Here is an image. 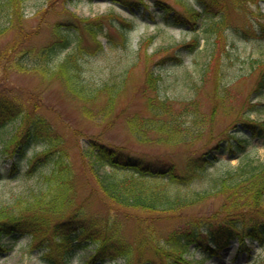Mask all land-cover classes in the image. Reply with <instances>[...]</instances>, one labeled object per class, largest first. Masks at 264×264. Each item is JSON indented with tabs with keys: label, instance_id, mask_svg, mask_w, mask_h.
<instances>
[{
	"label": "trees",
	"instance_id": "obj_1",
	"mask_svg": "<svg viewBox=\"0 0 264 264\" xmlns=\"http://www.w3.org/2000/svg\"><path fill=\"white\" fill-rule=\"evenodd\" d=\"M70 1H64V7ZM113 1L126 5L128 10H137L142 4L139 0ZM22 2L0 0V38L14 32V38L0 49V165H7L5 169L0 166V183L16 182L17 188L0 203V252L5 250L4 238L26 236L45 264H73L78 258H84L85 264H203L235 239L240 252L248 251L246 241L264 247V162L242 154L248 137L243 135L242 141L239 135L229 132L234 126L216 139L217 135L205 125L206 113L193 99L181 100L182 105L175 108L176 100L148 98L151 118L132 115L127 119V129L138 143L153 142L163 147L162 154L147 157L126 154L97 138L85 139L71 148L37 107L6 89L2 81L8 71L32 72L46 81L59 76L64 91L83 106L96 95L105 94L109 103L103 109L104 116L123 84L121 81L119 86L93 88L78 76L82 42L72 35L82 29L95 40L103 31L101 22L67 13L64 20L71 27L56 22L50 28L53 38L36 46L30 42L37 30H24ZM160 5L157 16L170 25L185 27L200 17L194 7L180 15L172 13L163 2ZM194 44L196 39L184 47L192 50ZM66 49L73 50L52 70V59ZM217 81L221 86L215 91L223 98L226 85ZM160 82L161 77L153 70L146 73L147 88L156 90ZM258 86L264 87L263 79ZM83 114L96 118L88 111ZM215 114L216 108L208 118L211 120ZM241 116L243 120L238 123L250 128L253 135L264 136L263 123L249 122L245 113ZM202 139L204 147L199 151L185 156L177 153L178 148H189ZM216 153H227L228 160L235 157L237 163L215 170L219 162ZM96 192L116 209L139 210L155 217L137 218L132 242L121 238L120 223L86 218L77 209L64 219L53 220V215L69 211ZM213 200L220 201L212 217L218 222L213 224L207 217H185L187 209ZM162 220L175 224L164 236L155 229Z\"/></svg>",
	"mask_w": 264,
	"mask_h": 264
},
{
	"label": "rangeland",
	"instance_id": "obj_2",
	"mask_svg": "<svg viewBox=\"0 0 264 264\" xmlns=\"http://www.w3.org/2000/svg\"><path fill=\"white\" fill-rule=\"evenodd\" d=\"M64 1L68 0H23L24 30L36 29L30 43L40 46L53 38L51 25L63 21V25L71 27L64 20L67 13L96 19V23L103 24L110 44H106V39L100 35L94 40L82 29L74 30L72 38L82 42L76 69L80 80L93 88L104 84L119 86L123 81L111 107L106 109L107 114L103 116V109L109 103L105 94L96 95L83 106L81 101L64 91L59 76L46 81L32 72L8 71L2 84L11 94L37 107L71 148L84 143L85 139L97 138L129 155L149 157L162 154L163 147L153 142L138 143L129 133L126 121L132 115L138 119L151 118L146 105L148 98L166 97L176 100L175 108L182 105L181 100L193 99L199 110L206 113L208 122L205 125L217 135L216 139L234 126L230 132H241L238 135L242 141L243 135L248 136L242 154L264 162V136H253L250 128L238 124L243 120L242 113L248 114L246 120L249 122L264 124V89L258 90L257 87L264 77V0H199L204 1L200 4L198 0H160L174 14H188V7L200 11L197 21L185 27L166 24L157 17L155 13L160 6L153 5L156 0H140L144 8L137 14L111 0H71L67 7H64ZM37 11L42 13L37 16ZM13 38V31L0 38V49ZM193 39H196V44L192 50L184 47L192 45ZM97 40L102 44L101 49H98ZM72 50H62L55 55L51 69L56 70ZM149 70L161 77L156 90L147 88L145 84ZM217 80L226 85L223 98L215 91L217 86H221ZM214 108L216 114L210 120L208 115ZM87 111L96 118L85 116L83 113ZM203 143L204 139L198 140L189 148H178L177 153L185 156L191 151H199L204 147ZM216 154L219 162L215 170L237 163L235 157L228 160L227 153ZM0 166L7 168V165ZM14 183H0V203L9 199L12 190H17ZM219 203L213 200L187 209L185 217H207L214 224L218 220L212 217L218 211ZM75 209L86 218L100 217L109 219L110 223H120L121 238L128 242L135 239L137 218L155 217L139 210L116 209L96 192L89 200L77 202L69 211L52 218L55 221L64 219ZM173 227V221L162 220L157 222L155 229L164 236ZM29 240L26 236L15 241L3 239L6 250L0 253V264H44L37 251L31 248ZM247 246L249 251L240 252L234 240L217 257L204 264H264V247L260 248L255 243H247ZM83 262L84 258H78L73 264H85Z\"/></svg>",
	"mask_w": 264,
	"mask_h": 264
}]
</instances>
